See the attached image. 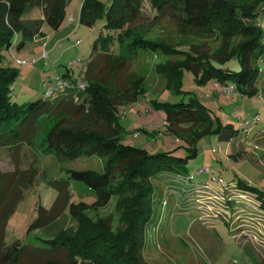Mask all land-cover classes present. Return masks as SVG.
<instances>
[{
    "label": "rangeland",
    "instance_id": "374dc122",
    "mask_svg": "<svg viewBox=\"0 0 264 264\" xmlns=\"http://www.w3.org/2000/svg\"><path fill=\"white\" fill-rule=\"evenodd\" d=\"M253 1L229 2L245 6ZM82 2L69 0L65 18L57 29L45 23L42 26L44 36L27 42L21 50L14 48L11 54H5L6 60L19 72L11 91L17 102L44 96L48 79L51 78L48 84L54 89L55 78L64 74L66 67L89 57L99 28L79 22ZM33 16L40 18L39 11H34ZM71 17L74 23L69 22ZM243 23L264 32V18H245ZM132 28L134 37L159 42L172 51L164 54L143 50L145 52H139L138 59L122 74L124 78L130 74L145 77L144 91L137 100L118 109V124L124 132L122 143L146 149L149 153L174 151L182 154L188 147H196L197 156L187 165L192 179L183 180L176 188L177 193L172 195H168L160 184H154L156 196L151 198L150 205L156 221L143 227L141 233L134 232L127 201L118 207L120 198L108 197L104 204H95V192L77 180L69 182L71 202L65 214L58 216L46 230L31 229L39 206L53 208L56 193L52 182L66 178L70 170L102 172L103 166L96 157L73 161H59L44 155L33 158L32 149L22 146L19 152L16 151V155L22 156L21 168L28 169L34 164L38 174L7 222L6 245L19 243L46 249L55 237L79 243L106 229L112 235L121 236L127 245L125 250L141 264H264V213L259 210L254 197L240 194L244 190L237 185L241 180L264 190V93L258 97L241 96L230 90L223 91L214 80L200 84L196 75L184 67L177 70L178 79L172 87L166 86L165 78L168 69L173 71L179 65L192 64L203 56L219 59L234 52L240 40L225 44L222 39L203 37L187 26L177 12L155 17L148 4ZM114 51L119 52L116 44ZM15 59L27 65H17ZM212 63L234 70L238 66L233 57ZM262 66L264 69V64ZM72 72L77 75L79 66H73ZM259 88L264 89V79ZM185 93L195 97L208 110L212 120L210 131L202 134L207 130L202 123L188 132L185 138L191 143L168 132L166 113L160 106L179 102ZM226 125L235 134L230 141L220 138L215 131ZM183 128L189 127L184 125ZM206 168L208 171L199 173L200 169ZM13 169L10 153L0 148V171ZM185 198L190 209L186 214L179 208ZM238 202L239 207L235 206ZM49 257L58 263L68 261L62 249L55 250Z\"/></svg>",
    "mask_w": 264,
    "mask_h": 264
},
{
    "label": "trees",
    "instance_id": "16d2710c",
    "mask_svg": "<svg viewBox=\"0 0 264 264\" xmlns=\"http://www.w3.org/2000/svg\"><path fill=\"white\" fill-rule=\"evenodd\" d=\"M229 1L83 0L79 22L99 28L89 57L80 59L79 64L69 65L59 76L69 82L66 91L54 88L50 97L19 103L11 92L19 72L6 60L5 54H11L14 48L21 50L27 42L44 36L45 23L57 29L65 18L69 0H0V148L8 150L14 165L13 171H0V264H64L49 257L57 249L65 252L68 260L65 264H141L125 250V240L106 229L79 243L55 237L46 249L19 243L6 245L7 222L38 174L34 164L28 169L21 168L22 156L16 155V151L22 146L29 147L33 158L53 156L59 161L96 157L103 166L102 172L70 170L66 178L52 182L56 193L53 208L39 206L31 229L46 230L58 216L65 214L71 202L69 182L77 180L95 192V204H104L108 197H119L118 207L127 201L134 232L141 233L143 227L156 221L150 205L151 198L156 196L154 184H160L168 195L176 194L183 180L192 179L187 165L196 158L197 152L196 147H188L182 154L149 153L122 143L124 132L118 124V109L134 103L145 87V77L130 74L124 78L122 74L138 59L139 52H145L143 50L164 54L172 51L159 42L134 37L132 26L148 4L155 17L177 12L187 26L203 37L222 39L225 44L239 39L234 52L219 59L203 56L192 64L179 65L173 71L168 69L166 86H173L178 79L177 70L184 67L196 75L200 84L214 80L223 90L230 88L241 96L258 97L264 93V89L259 88L264 79V32L254 25H245L243 20L264 18V0H254L245 6ZM34 11H39L40 18L33 16ZM29 13L31 15L27 16ZM115 44L119 48L117 53ZM232 57L238 64L236 70L212 63ZM75 65L79 66L77 75L72 72ZM50 79L45 84L49 85ZM81 83L86 84L83 90L78 89ZM160 106L166 113L169 133L185 138L191 129L202 123L207 128L202 134L210 131V114L195 97L185 93L179 102ZM256 120L258 122V116ZM184 125L189 128H183ZM215 131L227 141L235 135L228 125L219 126ZM206 171L208 169H200L199 173ZM237 185L244 190L240 194L254 197L264 213V190L241 180ZM197 191L198 188L194 191L196 195ZM189 201L192 202L190 198ZM239 205L238 202L235 206ZM179 208L184 214L190 212L187 198L179 203Z\"/></svg>",
    "mask_w": 264,
    "mask_h": 264
},
{
    "label": "built area",
    "instance_id": "2783aa9c",
    "mask_svg": "<svg viewBox=\"0 0 264 264\" xmlns=\"http://www.w3.org/2000/svg\"><path fill=\"white\" fill-rule=\"evenodd\" d=\"M69 22H70V23H74V22H75L74 18L71 17L70 20H69ZM15 62H16V64H18V65H20V66H25V65H27L26 62L21 61V60H18V59H15ZM75 63H76V64H79V63H80V60H78V61H76V62H73V63H71V64H75ZM71 64H70V65H71ZM55 81H56L55 89H56L57 91L64 92V91H66V90L68 89V87H69V82H68V80L61 79V78H59V77H56V78H55ZM45 85H46L47 89H46V92H45V94H44V97H50V96L52 95V93L54 92V90L51 89L50 85H47V84H45ZM85 86H86L85 83H81V84L78 86V89H79V90H83V89L85 88ZM228 90L231 91L230 88H229V89H224L223 91L227 92ZM76 101H77V98H76ZM204 170H207V168L204 169Z\"/></svg>",
    "mask_w": 264,
    "mask_h": 264
},
{
    "label": "crops",
    "instance_id": "0c3cea01",
    "mask_svg": "<svg viewBox=\"0 0 264 264\" xmlns=\"http://www.w3.org/2000/svg\"><path fill=\"white\" fill-rule=\"evenodd\" d=\"M44 46H45V43H44ZM12 53V52H11ZM26 66V65H25Z\"/></svg>",
    "mask_w": 264,
    "mask_h": 264
}]
</instances>
